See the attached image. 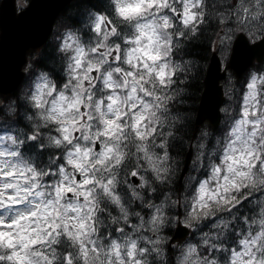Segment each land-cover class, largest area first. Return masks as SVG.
I'll return each instance as SVG.
<instances>
[{"label": "clouds", "instance_id": "9594fccd", "mask_svg": "<svg viewBox=\"0 0 264 264\" xmlns=\"http://www.w3.org/2000/svg\"><path fill=\"white\" fill-rule=\"evenodd\" d=\"M47 2V0H46ZM223 10L232 8V15L235 17V6L239 5L249 10V16L255 15L257 21L264 24V0H217ZM140 5V11H130L127 16L122 15L121 8L127 9L129 6L135 8ZM180 4V0H170L167 9L159 6H149L142 0H102L103 15L111 21L116 31L109 33V41L105 42L107 47H115L120 45L119 55L121 59L117 62L115 58L109 62L108 57L102 54L89 53L88 59L93 60L100 65V71L96 73L95 79L91 84H85L83 90L77 85V81L71 79L72 72L69 65L74 67V47H65V38L69 33L75 35L78 41L85 47L90 44L96 45L99 34H93L91 31L87 34V43L84 42V30L90 28L92 20L97 11L96 6L90 0H73V6L69 9L70 16L80 14V19H86L81 27L71 25L63 35V39L59 43L57 49L58 59L50 62L48 70L40 71L39 75L30 81L17 96L0 98V150L11 149L16 153H20L19 157L5 154L0 155V168L5 172H10L14 168L17 175L14 177L0 176V190L5 194H14L16 189H5L3 185L12 183L17 184L20 188V196L24 199L21 204L22 209H27L28 204H47L48 201L56 202L55 187L57 182L63 180V183H69L74 175H81L82 170H78L67 162V154L75 153L77 144L81 147L80 153H75L73 159L79 157L83 159L82 153L84 149H91L90 160L85 161L84 167L89 169V173L97 177H107L109 172L105 171L107 165L101 166L95 162L101 157L97 154L103 148H96V144L106 146L107 144H119V151L124 153V160L119 166L113 169V172L119 177L118 187L125 201V207L128 209L127 218L119 219L117 223H113L108 217H119L120 209L115 208L106 198L99 185H93V198L96 201L98 212H106V217H100L101 223L97 224L98 230H101L98 236H94L97 244H103L101 254L97 256L93 254L89 264H118L117 258L113 255H107L109 245L112 240H118L122 245V259L128 264L127 247L124 237L131 236L138 241L137 258L142 264H210V258L215 260L216 264H228V260L219 255V249H227L233 244L229 233L235 231L239 236L241 233L247 235L249 231L264 230V160L260 161V167L252 170L255 183L246 181L249 184L248 190L241 194L236 192L235 195L240 199L236 201V205L225 207L222 200H212L211 193L217 192L218 184H223L222 177L219 179L213 175V165L221 163L224 166L225 155H237L236 152L229 150V145L236 141L233 134V128L237 120L241 119L243 104L233 102L230 108L220 109L223 114L222 124L217 130L210 128H202L199 130L191 127V117L186 112L176 108V104L182 103L180 97L183 95L184 88L182 85L187 80V73L191 72L189 62L183 60V46L179 37L169 46L168 40L171 35H175L177 29L164 28L163 16H170L175 24L180 25L179 19L171 12L172 7ZM215 5V4H213ZM210 18H216L210 15ZM206 23V22H205ZM182 27V26H181ZM75 29V30H73ZM155 32L157 35L151 37L142 35V33ZM235 31V29H234ZM91 38V40L89 39ZM139 38V41H137ZM187 38V37H186ZM102 39V38H101ZM69 42H71L69 40ZM138 47H148L153 53L160 52L162 59L156 62L155 67L159 68L160 64L168 63L171 68L175 69L176 78L172 83L170 95H175V103L171 106L169 113L170 118H175L174 123L181 131H195L194 137L196 143L195 148L198 152L196 159L192 162L190 168V180L188 182L180 181L179 172L182 171V162L179 158L170 156L169 160L164 162L169 171L165 174V179H157L144 162L143 153H141L137 144L139 141L131 130L128 119L124 123L129 126L125 128L123 136L117 139L106 138L103 133L107 127L106 121L115 119L117 111H123V105L134 103V100L128 99V91L132 87V78L125 75L126 72L135 71L139 76L144 69H137L126 63V56L130 49ZM251 49V51H249ZM220 55L225 63L230 60L235 63L236 59H247L259 56L264 60V46L256 48H248L243 53L237 50L233 56L232 48L229 43L220 41ZM151 64V61L149 62ZM119 67L120 72L115 69ZM82 71V70H80ZM112 73V81L116 87L109 89L105 87V74ZM257 76L255 68L251 70V78ZM264 77V64L260 65V76ZM128 80L127 86L124 81ZM243 83V82H241ZM151 86V83L150 85ZM55 88V93H49L50 88ZM75 87L76 96H79L83 103L80 105L83 111L75 106L69 109V103L73 102L76 97L73 95ZM248 88V85H247ZM43 91L41 106H38L34 100V96L40 95ZM243 91V88L240 89ZM64 93L67 99L63 102V109L66 111L60 114L61 109L53 106V101L57 100L60 93ZM89 94L91 99H89ZM118 94L120 98L119 104L112 105L107 97ZM143 95V93H141ZM245 96V95H244ZM148 99V97H145ZM259 110L264 112V89L259 94ZM78 102V101H77ZM99 103V109L97 105ZM219 93L213 81L209 82V105L207 107V115L214 118L217 114L219 106ZM130 115V114H129ZM91 119H88V117ZM51 117H56L52 119ZM72 118L80 123V129L74 133V140L71 144L63 140L60 131V121ZM250 127V126H249ZM87 136V139H85ZM5 137H15L13 143L10 140H4ZM34 138V139H33ZM245 137H242V140ZM59 141V143H57ZM153 143H156L154 140ZM237 152L241 149V141H236ZM253 147L258 149V153H264V130L257 134ZM153 151H159V145L153 148ZM65 157L61 161V157ZM197 158L199 163H196ZM112 161H108L111 164ZM32 169L39 173L38 187L33 189L32 184L37 183L32 179V171L25 172V169ZM65 169V174H61L60 169ZM139 170L140 175L147 178V185L141 187L139 183L132 180L131 171ZM201 170L207 175L200 179L203 175ZM24 172V176L20 173ZM51 173V178L49 174ZM67 176V179L64 178ZM231 175H234L232 173ZM26 177V178H25ZM139 178V177H138ZM207 181L209 194L204 197L205 202L209 204V208L201 211L198 202L200 201L201 183ZM135 184V187H133ZM25 189L30 191L25 192ZM137 192L139 196H133V192ZM36 192L43 193V198L35 196ZM223 195V193H220ZM229 192V198L232 197ZM142 197V198H141ZM79 200L83 204V197L64 194L61 201L56 206L63 214L64 206L69 203H75ZM159 200V202H157ZM246 201V202H245ZM196 205L195 209L193 205ZM149 205L153 207L149 208ZM155 206H160V221L153 226L149 223V217L146 213H155ZM235 208V211H232ZM68 215H74L69 211ZM14 215V213L12 214ZM12 215L0 211V216L5 220H10ZM51 219V217H50ZM224 221L223 229L218 225ZM127 225L130 231H120ZM186 225L192 229V232L185 235L178 231V225ZM37 227L35 223L31 225ZM113 229H116L113 232ZM8 231V229L6 230ZM172 231L176 234L177 239L173 242L172 236L167 233ZM264 245V240L260 241ZM43 247V246H42ZM140 248L148 249V251H139ZM190 248L195 251L190 253ZM213 248L217 249V255L213 256ZM19 249V245H17ZM49 251L48 248H44ZM13 249L0 245V264H15L9 260ZM39 251V249H33ZM74 264H79L80 256L76 248H72ZM227 255V253H225ZM33 260L39 261V257L33 256ZM56 264H62V258L57 257Z\"/></svg>", "mask_w": 264, "mask_h": 264}, {"label": "snow or ice", "instance_id": "6c2138e0", "mask_svg": "<svg viewBox=\"0 0 264 264\" xmlns=\"http://www.w3.org/2000/svg\"><path fill=\"white\" fill-rule=\"evenodd\" d=\"M142 2L148 3L151 6H159L167 9L169 7L170 0H142ZM221 7V6H219ZM217 5H210L208 0H180V4L171 8V12L180 21V25L175 24L170 16H163L164 28H175L177 32L175 35H171L168 40V45L171 46L177 36L179 40L194 35L200 31V27L205 24L210 15H214L216 19L223 25L224 35L221 38L222 43H228L231 40V35L234 29L228 27V25L235 20L238 25H243L248 28L253 21H256L255 15L249 16V10L239 5L235 6L236 15L233 17L232 8L229 7L226 10H219ZM122 15L127 16L130 11L142 10L140 5H136L135 8L129 6L127 9H119ZM20 19V18H17ZM261 19H264L262 17ZM182 26V27H181ZM90 30L93 34H99L95 46L91 44L85 47L81 44L77 37L72 33H69L65 38V47H74V67L72 64L69 68L72 72L71 79L77 81V85L83 90L85 84L90 85L91 81L95 79L96 73L100 71V65L93 60L88 59L89 53L102 54L108 57L109 62L113 58L118 62L121 59L119 55L120 45L115 47H107L105 42L109 41V33L116 31L115 26L111 24V21L107 19L102 13L96 14L92 20ZM142 35H148L151 39L152 36L157 35L154 31L152 33H142ZM250 35L255 38V33L250 31ZM102 38V39H101ZM91 40V38H89ZM69 40L71 42H69ZM139 41V38H137ZM251 51V49H249ZM162 59L160 52H151L148 47H138L136 49H130L126 56V63L132 65L137 69H144L138 76L135 71L126 72L125 75L132 78V87L128 91V99L134 100V103L123 105V111H117L115 119H109L106 121L107 127L104 130L103 135L109 139H119L124 134L125 128L129 125L124 123L125 119L130 122L131 130L135 134V137L139 141L137 144L138 150L143 153L144 162L147 163L148 168L157 179H165V174L169 169L165 166L164 162L170 159L169 149L173 147V141L178 138L180 129L175 125V118H170L169 113L172 110L171 106L175 103V95H170L171 86L176 78V72L174 68H171L168 63L160 64V67H155L156 62ZM151 61V64L149 63ZM82 70V71H80ZM116 72H120L121 69L117 67ZM105 87L114 89L116 87L115 82L112 81V73L105 74ZM264 84V77L253 76L248 83V91L244 96V107L242 109L241 119L237 120L233 128V134L236 141H241L242 147L237 152L236 141L229 145L231 152H236L237 155H225L224 166L222 168L221 163L213 165V175L218 179L222 177L224 183L218 184L217 192L211 193L212 200H222L224 206L227 208L231 205H236V201L240 199L236 196V192L243 194L248 190L249 184L245 182L255 183L252 170L260 167V161L264 160V153H258V149L253 147L257 134L264 130V112L259 110V94L256 85L257 82ZM151 83V86H149ZM128 80L124 81L123 86H127ZM56 89L50 88L49 93H55ZM143 93V95H141ZM73 95L76 99L69 103V109L75 106L78 110H81L80 105L83 101L79 96H76L75 87L73 88ZM43 97V91L40 95L34 96L38 106H41ZM148 97V99H145ZM67 99L64 93H60L56 101H53L55 108H60V114L62 115L65 109H63V102ZM89 99L91 95L89 94ZM108 101H111L112 105L119 104L120 98L118 94H114L107 97ZM78 101V102H77ZM99 109V103L97 105ZM130 114V115H129ZM83 111L81 110V117L83 118ZM56 119V117H51ZM88 119H91L89 116ZM250 126V127H249ZM80 129V123L72 118L60 121V131L63 135V140L72 143L74 140V133ZM242 137L245 139L242 140ZM182 139V137H180ZM4 140H10L15 142V137H5ZM34 139V138H33ZM87 139V136H85ZM156 143H153V141ZM59 143V141H57ZM159 145V151H153ZM96 148H103L102 151L97 153L101 159L95 163L101 166L107 165L105 171L109 172L107 177H97L89 173V169L84 167V163L90 160L91 149H84L82 153L83 159L77 157L73 159L75 153L81 152L79 144L75 146V153L69 152L67 154V162L69 165L75 167L81 171V175H74L72 180L65 184L63 180L57 182L55 187L56 202L48 201L47 204H34L29 203L27 209H22L20 206L24 202V199L20 196V188L17 184L3 185L5 189H16L14 194H5L0 190V211L12 215L10 220H5L3 216H0V226H4L8 231L0 230V245L7 246L13 249L9 260L15 262V264H56L57 257L62 258V264H74L72 248L78 250L80 256L79 264H89L93 257V254L99 256L103 244H97L94 236H98L101 230H98L97 224L101 223L100 217H106V212H98L96 207V201L93 198V185H99L106 198L115 208L120 209L119 217H108L113 223H117L119 219L127 218L128 209L125 207L124 198L118 187L119 177L113 172L116 166L121 164L124 160V153L119 151L120 145L107 144L106 146L97 143ZM19 157L21 154L7 149L0 150V155L5 154ZM65 157H61L63 161ZM108 161H112L108 164ZM196 163H199L197 158ZM32 171V179L37 183L32 184V188L38 187L39 173L28 168L25 172ZM61 174H65V169H60ZM234 173V175H231ZM132 177H139V184L141 187L147 185V178L140 175L139 170L130 172ZM17 175L15 168L10 172L3 171L0 168V176L14 177ZM24 176V172L20 173ZM26 178V177H25ZM51 178V173L49 174ZM67 179V176L64 175ZM135 182V181H134ZM135 187V184H133ZM25 192L30 189H25ZM200 201L198 202L201 211L208 209L210 206L205 202L204 197L209 194L207 181L201 183L200 186ZM223 193L221 195L220 193ZM233 195L229 198L228 193ZM73 195L76 197H83V204H80L77 200L74 204L69 203L64 206L65 211L62 214L56 204L61 201L64 194ZM43 193L36 192L35 196L43 198ZM133 196H139L137 192L132 193ZM142 198V197H141ZM246 202V201H245ZM237 207L239 205H236ZM153 207L149 205V208ZM194 209L196 205H193ZM71 211L74 215H68ZM162 211L160 206H155V213H146L149 217V223L153 226L160 221V212ZM235 211V208H232ZM51 217V219H50ZM35 223L37 227L31 225ZM225 222L221 221L218 227H224ZM125 231L130 229L125 227L119 229ZM116 229H113L115 232ZM229 236L233 240V244L227 249L220 248L219 255L228 260V264H264V245L260 244L261 240H264V230L261 231H249L247 235L241 233L236 235L235 231L229 233ZM127 256L129 257L128 264H142V261L137 258L138 255V241L131 236L124 237ZM19 245V249H17ZM43 246V247H42ZM122 245L118 240H112L107 255L109 257L115 256L118 264H125L122 259L121 248ZM48 248L49 251H45L44 248ZM33 249H39V251H33ZM139 251L147 252L148 249L140 248ZM190 253L195 251L190 248ZM227 253V255H225ZM217 255V249L213 248V256ZM33 256L39 257V261L33 260ZM3 259V257H0ZM210 264H216L215 260L210 258Z\"/></svg>", "mask_w": 264, "mask_h": 264}, {"label": "water", "instance_id": "95a60500", "mask_svg": "<svg viewBox=\"0 0 264 264\" xmlns=\"http://www.w3.org/2000/svg\"><path fill=\"white\" fill-rule=\"evenodd\" d=\"M70 0H31L29 7L17 14L16 1L4 0L0 7V27L2 30L0 37V91L7 93L15 89L23 78L22 66L26 61V52L30 47L42 45L48 38L53 22L58 12ZM20 18V19H17ZM264 46V39L256 44H249L243 38H238L233 47V56L237 50L243 53L248 48H260ZM254 58L259 61V56H254L247 61L243 58L236 59L235 63L231 61L238 74L252 64ZM226 76V71H221L220 58L215 54L209 67L206 77V87L203 92L200 111L198 113L197 123L205 119H210L215 125L219 124L221 113L220 106L224 101L222 86L219 84L221 78ZM213 81L216 90L219 93V106L214 118L207 115L209 105V82ZM192 156V150L188 153L186 166L183 173L188 169ZM184 227H179L178 231L182 233ZM184 231V230H183Z\"/></svg>", "mask_w": 264, "mask_h": 264}, {"label": "trees", "instance_id": "16d2710c", "mask_svg": "<svg viewBox=\"0 0 264 264\" xmlns=\"http://www.w3.org/2000/svg\"><path fill=\"white\" fill-rule=\"evenodd\" d=\"M95 6L97 11H103L102 0H90ZM210 5L220 6L217 0H210ZM73 2L63 11L59 20L57 21V29L63 23L68 25H76V27L82 26L84 20L80 19L79 12L77 16H70L69 9L72 8ZM220 28V22L216 18H208L206 23L200 27V31L187 38H182L180 41L183 46V60L189 62L191 72L187 73V80L184 82L182 87L184 88L183 95L180 97L182 103L176 104V111L178 108L182 112L188 113L191 117V127L196 129L195 121L199 106L200 95L204 88V79L206 71L211 59L212 50L214 43L217 39V35ZM56 37V36H55ZM57 43L54 35L50 37L44 47L39 50L35 56L34 68L40 70H48L50 62L58 59L57 54ZM196 135L195 131H181L179 132L178 138L174 140L173 147L169 149L170 154L173 158H179L180 161L184 162L185 155L189 149L190 143L194 140ZM182 137V139L180 138ZM180 175V172H179Z\"/></svg>", "mask_w": 264, "mask_h": 264}, {"label": "rangeland", "instance_id": "374dc122", "mask_svg": "<svg viewBox=\"0 0 264 264\" xmlns=\"http://www.w3.org/2000/svg\"><path fill=\"white\" fill-rule=\"evenodd\" d=\"M27 2H28V0H18V3H19V5L20 6H25L26 4H27ZM257 77H259V75L257 74ZM251 81V79L249 80V82ZM248 82V83H249ZM233 83V77L231 76L230 78H229V80L227 81V87H229L231 84ZM260 87H261V83L259 82V80H258V82H257V85H256V88H257V90L260 92ZM22 91V90H21ZM20 91V92H21ZM248 91V88H247V90L245 91V93ZM245 95V94H244ZM243 102H244V99H243ZM139 179V178H138ZM139 183V182H138ZM0 230H4V231H6L7 230V228L6 227H4V226H0Z\"/></svg>", "mask_w": 264, "mask_h": 264}, {"label": "flooded vegetation", "instance_id": "af4514ba", "mask_svg": "<svg viewBox=\"0 0 264 264\" xmlns=\"http://www.w3.org/2000/svg\"><path fill=\"white\" fill-rule=\"evenodd\" d=\"M261 34H263V32Z\"/></svg>", "mask_w": 264, "mask_h": 264}]
</instances>
